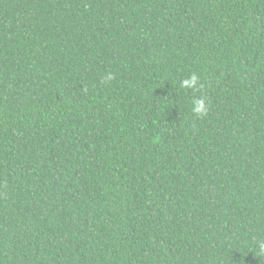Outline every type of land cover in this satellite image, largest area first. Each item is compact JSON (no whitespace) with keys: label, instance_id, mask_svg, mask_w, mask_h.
<instances>
[{"label":"trees","instance_id":"trees-1","mask_svg":"<svg viewBox=\"0 0 264 264\" xmlns=\"http://www.w3.org/2000/svg\"><path fill=\"white\" fill-rule=\"evenodd\" d=\"M262 241L264 0H0V264H264Z\"/></svg>","mask_w":264,"mask_h":264},{"label":"clouds","instance_id":"clouds-1","mask_svg":"<svg viewBox=\"0 0 264 264\" xmlns=\"http://www.w3.org/2000/svg\"><path fill=\"white\" fill-rule=\"evenodd\" d=\"M199 84V77L196 74H192L189 78L183 79L180 85L184 89H197ZM192 113L197 117H203L208 114V108L204 99H193L192 101ZM261 253H264V241L259 243Z\"/></svg>","mask_w":264,"mask_h":264}]
</instances>
